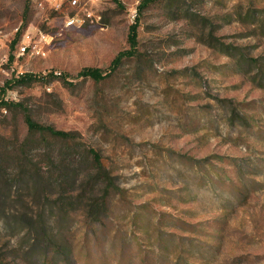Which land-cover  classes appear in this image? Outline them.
<instances>
[{
  "label": "rangeland",
  "instance_id": "rangeland-1",
  "mask_svg": "<svg viewBox=\"0 0 264 264\" xmlns=\"http://www.w3.org/2000/svg\"><path fill=\"white\" fill-rule=\"evenodd\" d=\"M72 1L0 0V100L14 103L0 108L2 264H118L123 251L122 264H153L160 219L172 255L186 238L183 264H264V0L151 5L137 55L101 82L78 74L130 49L142 0ZM76 14L86 24L67 28ZM51 72L75 86H7ZM26 113L77 139L31 135Z\"/></svg>",
  "mask_w": 264,
  "mask_h": 264
},
{
  "label": "trees",
  "instance_id": "trees-1",
  "mask_svg": "<svg viewBox=\"0 0 264 264\" xmlns=\"http://www.w3.org/2000/svg\"><path fill=\"white\" fill-rule=\"evenodd\" d=\"M161 1L163 0H142L141 1V4L138 7L136 22L132 25L131 31L129 34L128 41H129L130 49L119 53L118 56L113 60L108 70H103L99 68H84L83 70L79 72L78 78L91 79L94 82L104 81L110 76H112V74H114L117 71V69L123 64L124 60L130 59L136 56L138 53V45H139V41H138L139 25L138 23L140 20V16L151 5L161 2ZM41 79L51 80V81L60 80L67 87L75 86L74 83H72L68 79L67 75H63V74L56 75L53 72L47 74L46 76H41V77L27 73V74L21 75L17 80L8 82L7 86L11 88H15L16 86H31L33 83L38 82ZM12 104L14 103H9L7 101L1 100L0 108L3 106L10 107ZM25 121H26V124L28 126V129L31 135L40 134L41 136H44V137H48L52 139H59V140H62L68 143L74 142L77 139L76 134L73 132H65V131L57 130L51 126H45V125L39 124L29 115V113L25 114ZM91 153L93 154V157H94V162L96 164L95 167L98 168L99 172L104 174L106 178H108L110 186H113L111 175L108 173L107 169H105V167L103 166L99 154L96 151H91ZM107 205H108V202L106 198H103L100 205L98 204L93 205L92 208L88 212L84 213L85 221L90 224L89 226L91 228H99L98 226L103 221L102 219H100L101 213L104 212L107 214L109 210L107 208ZM156 222H157L156 228L153 229V236L156 235V239H154V243H153V248H154L153 250L155 251V252L153 251V264H183L181 262L182 261L181 249L187 243L185 242L186 238L184 237L180 238L181 243L179 246H177L175 253L172 255V252L170 251V249L172 248V246L174 247L175 245L174 242H175L176 236L173 234H167V233L162 232L161 224L163 223V220L160 219V220H157ZM170 224H171V227L178 226L177 223H175V220L172 221V223ZM33 236H34L33 242L35 244H45V243H48L50 239L48 236H45L44 233L40 232V230H36L35 233L33 232ZM127 240L129 242L131 238H128ZM48 244H50V242ZM188 245L191 246L196 251H199V252L203 251L199 249V246H197L196 243H190V244L188 243ZM178 250L180 253L177 255L176 259L174 260L173 258L176 255ZM98 251H101V249L99 250L97 249V252H96L97 254L98 253L100 254V252ZM58 253H60L61 255L60 251H58ZM89 254L90 253L88 252L87 262L89 261ZM29 256H30V253H29ZM114 256L119 257L118 264H122V259L124 258V251L118 254H114ZM30 258L36 261L38 264L41 262L40 260L38 261V259L40 258L39 256L36 258L35 257H30ZM2 261H3L2 255L0 254V264H2ZM59 262H60V259L56 261V264H59ZM99 264H109V262L107 261L106 257H104V258H100Z\"/></svg>",
  "mask_w": 264,
  "mask_h": 264
},
{
  "label": "built area",
  "instance_id": "built-area-1",
  "mask_svg": "<svg viewBox=\"0 0 264 264\" xmlns=\"http://www.w3.org/2000/svg\"><path fill=\"white\" fill-rule=\"evenodd\" d=\"M71 4L73 6H76L78 4V0H73L71 2ZM85 24H86V19L82 18L79 14H76V15H73V16H67L66 21H65V26L67 28H69V27L81 28ZM27 53H30L31 55H35V54H40V51H38L36 49V46L22 45L20 47V54L21 55H25ZM7 100H8V98H6L5 101H7Z\"/></svg>",
  "mask_w": 264,
  "mask_h": 264
}]
</instances>
